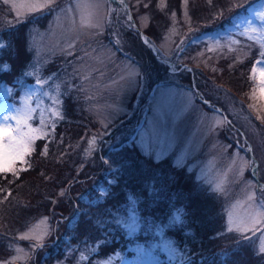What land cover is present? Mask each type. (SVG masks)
<instances>
[{
	"label": "rangeland",
	"instance_id": "obj_1",
	"mask_svg": "<svg viewBox=\"0 0 264 264\" xmlns=\"http://www.w3.org/2000/svg\"><path fill=\"white\" fill-rule=\"evenodd\" d=\"M30 2L0 0V55L7 48L6 36L11 32L26 34L18 45L25 58L23 76L15 75L13 82L0 78V123L17 127L16 120L5 121V117L16 116L23 131H28L27 121L47 133L34 141L35 150L25 157L30 167L19 161L16 164L18 169L27 168L19 176L36 166L39 176L32 181L31 192L20 197L28 204L20 216L25 225L12 224L10 230L16 236L7 261L20 257L16 262L27 264L38 251L44 252V264H159L160 248L176 252L174 240H167L166 228L142 220L139 209L131 207L129 201L121 205L127 211L111 214L109 208L113 206L106 204L111 193L105 192L101 183L100 191L91 194L93 202L96 197L101 206L96 222L100 214H111L106 220L107 232L120 230L129 240L120 239L121 252L95 257L98 246L108 236L72 245L71 238L77 239L79 229L71 222L64 229L60 215L68 199L81 196L76 191L87 188L85 178L70 193L63 185L50 197L41 192L56 177L48 175L49 162L63 161L68 170L79 169L87 174L98 169L99 175L111 178L119 169H128L131 162L127 161L134 156L141 167L146 166L144 173L149 175L153 169L158 176H167L170 192L178 194L177 181L189 188L192 198L196 195L193 192H198L202 198L210 197L215 205L219 204L221 227L225 226V233L232 239L241 241L242 245L239 242L234 246L235 251L241 254V249L250 248L257 255L256 264H264V254L258 251L264 242V224L255 225V234L246 232L249 239L227 230L229 214L232 221H240L264 211V123L257 119L264 115L259 92L264 57L259 55L257 40L251 38L264 37L260 33L241 35L249 27L248 20L256 28H264V21L255 15L264 11V0H125L123 4L119 0H100L98 9L88 10L94 11L92 22L99 24L96 28L81 26L78 0H55L51 9L17 18L12 5ZM125 3L132 5L144 32L142 37L128 19ZM147 33L159 42L157 52L162 60L145 43ZM4 66L0 63V70ZM126 69L149 71L150 79L132 78L129 82ZM122 75L125 80H121ZM73 102L76 112L71 116ZM29 109L32 119L26 116ZM67 121L77 128L71 129L68 136L62 131ZM132 133L137 134L133 144L128 141ZM125 144L118 156L123 161L116 165L112 152ZM45 147L46 155L42 154ZM150 166L157 168L148 169ZM6 175L11 182L18 181L10 173ZM7 179L0 174V181ZM10 196V190L6 196L0 194V201L9 203ZM130 200H135L134 195ZM85 214L84 226H93L95 213L85 210ZM25 234L42 239H21ZM152 236L154 239H149ZM54 237L58 239L51 241ZM38 243L44 246H36ZM60 247L66 248L64 258L48 259L51 251ZM224 255L223 264L227 256H232L230 252Z\"/></svg>",
	"mask_w": 264,
	"mask_h": 264
},
{
	"label": "trees",
	"instance_id": "obj_2",
	"mask_svg": "<svg viewBox=\"0 0 264 264\" xmlns=\"http://www.w3.org/2000/svg\"><path fill=\"white\" fill-rule=\"evenodd\" d=\"M130 6L132 7V5ZM25 35L26 34H19V36H17L15 33L11 32L6 36V40L8 41L7 48L0 55V63L8 66V68L0 70V78L4 81L13 82L15 75L19 77L23 76L22 69L24 70L25 68V58L24 55L20 54L21 52L18 50V45L19 42H23L22 36ZM147 35L151 34L147 33ZM24 45L27 47L26 43ZM68 100L72 101V98L69 97ZM71 108L69 113L71 116H74V112H76L74 102L71 103ZM71 129H77L76 125L74 122L69 124V121H67L62 131L68 136ZM135 140V136L128 139L131 144H133ZM125 146L126 144L122 146L121 149H114L112 152V159L116 165H119L123 161L118 159V156L120 155L119 152H123ZM130 158L127 162H131V166L125 170L121 167H117L121 169L116 171V176H111V178L108 174L105 176L99 175L98 169L93 170V173L90 172L91 174H87V172L84 171L79 172V169L68 170L69 166L63 161L48 163V175L51 178H54V175L56 177L47 184L46 189H41V192L48 193L49 197L55 195L62 185L67 186L70 189L68 193H70L75 184L81 183L83 177L86 180L85 184H87V188L78 189L76 191V193H80L81 196H74L72 200L68 199L67 205L60 210V215L62 216L61 220L64 221L62 223L66 225L64 229H67V224H69V222L79 229L77 239L71 238L72 245L78 244L79 242L84 245L86 241L90 240L94 242L95 240H100L102 237L108 236V240L98 246V252L95 253L94 256L105 257L119 252L121 249L120 239L124 238L123 241H127L129 240L128 236L120 230L107 232L106 220L108 217H111L114 211L123 209L127 211L126 207L121 209V205L129 201L131 207L134 206L139 209L138 214L142 220L163 225L166 228L167 240H174L176 252L172 254L160 248L162 254L160 258L162 260L159 264H223L221 261L225 257L224 253L227 252H230L231 255L234 252V254L231 257L230 255L227 256V260L224 264L257 263V255L255 252L252 253L250 248L245 251L241 249V254L236 252L237 250L234 246L239 242V245H242L241 241L232 239V236H228L225 233V226L221 227L220 222L222 218L220 216L221 208L219 204L215 205L210 197L202 198L198 192H193V194L195 193L196 195L192 198L191 195L189 196V188H187L186 185H180L177 181L175 182L178 185V194L170 192L167 185L169 178L167 176H158L155 170L150 169L157 167H147L151 172L148 175L144 173L146 166L141 167L138 158L134 156ZM32 162H36V160L32 159ZM77 162L80 164L81 160L78 159ZM66 170L68 171L66 172ZM38 172V166H36L30 172L19 176L16 182H11V177L7 180L0 181V194L6 196L9 190L12 192V196L9 197V199H11L9 203H7V201H0V264H5V261H7L11 242L14 241L16 236L14 232L10 230L12 224L15 226L18 224L25 225V223L22 224L20 222V216L22 208L27 207L28 204L25 203L26 198L20 197L23 193L31 192V183L36 176H39ZM78 174L80 176H77ZM161 179H164V181H161ZM56 180H59V185L56 184ZM43 182L46 181L43 179ZM101 183L102 186L105 187L104 191L111 193V197L107 200L108 203L106 202V204H112L113 208H109L111 214L108 217L105 214H100L96 222L101 206L97 205L96 197L93 202L91 194L93 195L94 192L100 191L99 187ZM59 186L61 187L58 188ZM72 194L75 195L74 193ZM130 195H134L136 202L135 200H130ZM130 206L127 207L131 208ZM85 210H88L91 214H93V212L95 213L94 220L92 218L93 226H84L86 218ZM24 219H26V216H24ZM118 234L121 235L120 238ZM140 237L145 238L143 235ZM56 239L58 238L54 237L51 241ZM149 239L153 240L154 238L152 236V238ZM242 247L243 246H241V248ZM51 248L55 247L52 246ZM47 249L48 248H45V251ZM60 249L61 247L58 251H51L48 259L55 257L63 259L64 249L66 251V248L63 247L61 250ZM43 253L44 252L41 253L36 251L33 258H30L27 264H44L45 262H43V257L41 256ZM16 264L21 263L16 262Z\"/></svg>",
	"mask_w": 264,
	"mask_h": 264
},
{
	"label": "snow or ice",
	"instance_id": "obj_3",
	"mask_svg": "<svg viewBox=\"0 0 264 264\" xmlns=\"http://www.w3.org/2000/svg\"><path fill=\"white\" fill-rule=\"evenodd\" d=\"M121 4L125 2V0H119ZM4 3H8V0H4ZM55 3V0H31L30 3L25 4L21 3L19 5L13 4L12 7L16 9V16L19 19H23L25 15L37 13V12H43L45 9H51L53 4ZM241 5H237V7H240ZM100 7V0H78V3L76 5L77 10L80 12L81 15V26H87L90 28H96L99 27L98 23H93L92 18L94 15V11H88V10H95ZM21 9H25V12H22ZM88 14L87 21L85 20V14ZM258 19L261 21H264V11H260L258 13H255ZM129 20L131 17L128 18ZM249 27L246 28L241 35H247L248 33H260L261 37H264V28H256L252 26V21H247ZM255 38L260 46V52L259 55L261 57H264V39H261L260 37H251ZM119 41H117L118 43ZM145 43H148V41L145 39ZM3 45L0 44V48H2ZM70 47H73V45H70ZM87 55V53H86ZM259 63V62H258ZM5 68L7 66H4ZM129 72V77L127 78L129 82H131L132 78H143L144 81H147L150 79V72L149 71H141L139 69H126ZM253 79H255V73L257 69H253ZM85 79H88V76H85ZM125 76H121V80H125ZM113 83H117V81H113ZM259 83H260V98L264 100V69L259 70ZM255 91V90H254ZM55 115L59 118H63V116L56 112ZM26 116L28 119L34 118L32 115L31 109L28 110L26 113ZM16 120L17 121V127H11L7 123H0V174H3V178L7 179L6 174H11L13 177L19 176V172L21 170L26 171L27 168L24 169H18L16 167L17 162H22L25 165H28L30 167V164L28 161L25 160V157L30 155L35 149L33 147V143L37 139H41L47 136L46 132H43L41 128H33L31 124H28L27 121H25V127H27L28 131H23L19 125L21 121L16 116H8L5 117V121L7 120ZM257 119H259L262 123H264V115L257 116ZM40 124L43 125L44 121L43 119H40ZM54 126V125H53ZM92 143H95V138H93ZM47 147L43 149L42 154H47ZM10 195V193H9ZM61 195H64L63 192H61ZM249 200L253 199V196L248 197ZM178 219V217H177ZM229 224H228V231H236L239 232L243 239H249L248 236L245 235L246 232H252L255 234L256 231V224H264V211H260L258 213H255L248 217L247 220H240V221H232L231 214H229ZM233 223L236 224V227H233ZM251 224L252 226L249 227L248 225ZM31 231V230H30ZM21 239H37L41 240L42 237H32L27 234L22 235L20 237ZM36 246L43 247L44 245L42 243H38ZM17 252H21L22 249H17ZM258 251L261 254H264V242L261 243V246L259 247ZM20 259V257H13L12 260H9L5 262V264H16V261ZM81 259H87V257L81 256Z\"/></svg>",
	"mask_w": 264,
	"mask_h": 264
}]
</instances>
